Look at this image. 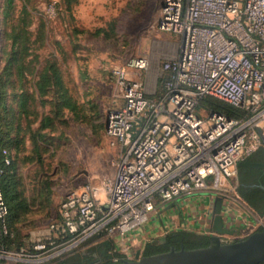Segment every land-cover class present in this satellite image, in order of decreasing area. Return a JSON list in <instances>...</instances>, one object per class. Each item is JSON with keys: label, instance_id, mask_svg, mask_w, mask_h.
Listing matches in <instances>:
<instances>
[{"label": "built area", "instance_id": "obj_1", "mask_svg": "<svg viewBox=\"0 0 264 264\" xmlns=\"http://www.w3.org/2000/svg\"><path fill=\"white\" fill-rule=\"evenodd\" d=\"M156 25L177 37L176 51L160 67L162 92L149 96L135 78L147 68L146 56L114 72L121 102L107 111L106 134L122 153L104 202L88 186L62 195L60 231L70 236L62 251L102 232L101 243L122 247L158 204L188 193L223 196L222 182L237 175L239 162L264 151V0H161ZM206 96L243 114L199 113ZM11 159L0 150V176ZM7 215L0 187V258L15 259L3 244ZM256 222L264 228L263 217Z\"/></svg>", "mask_w": 264, "mask_h": 264}, {"label": "rangeland", "instance_id": "obj_2", "mask_svg": "<svg viewBox=\"0 0 264 264\" xmlns=\"http://www.w3.org/2000/svg\"><path fill=\"white\" fill-rule=\"evenodd\" d=\"M160 2L0 0V56L5 35L13 29L26 47L22 77H17L14 65V75L6 86L7 106L15 111L20 126V145L15 200L7 219V249L16 255L15 259L1 257L0 264H46L91 252L105 238L103 232L91 235L62 251L67 244L58 235L64 220L62 195L88 186L97 201L107 198L123 149L106 134L107 111L121 102L116 69L133 57L146 56L148 66L135 78L146 84L149 96L162 92L160 67L176 51L177 37L156 25ZM51 63L61 84L50 74L52 84L38 93L39 76ZM129 75L134 76L131 71ZM21 93L24 104L19 102ZM204 110L199 107V113ZM34 132L38 133L35 143ZM9 152L11 157L15 155L13 147ZM222 185L226 194L243 199L237 190V175ZM236 240L229 237L223 242ZM109 242L105 253L112 262L121 256L134 258L135 247H116L112 239ZM38 245L44 246L38 249Z\"/></svg>", "mask_w": 264, "mask_h": 264}, {"label": "trees", "instance_id": "obj_3", "mask_svg": "<svg viewBox=\"0 0 264 264\" xmlns=\"http://www.w3.org/2000/svg\"><path fill=\"white\" fill-rule=\"evenodd\" d=\"M9 36V37H8ZM23 37L19 33H16L15 30H11V33H6L5 35V44L2 46L1 56H0V63H3L2 69L0 71V150L6 148L11 151L12 147L15 150V155L11 159V163L6 167L4 173L0 176V187L3 192L5 203L8 207V215L11 213L12 207L11 203L15 200L14 195V185H15V177L17 176V149L19 148V130L20 126L16 123L15 111L13 109L8 108L6 103V86L10 83L11 76L14 75L13 67L14 65L17 67L15 72H17V77L20 79L22 77V52L25 50L23 44ZM9 40V41H8ZM50 71L51 73H48ZM55 78L56 83L61 84L60 77L58 72L54 68V65L51 63L50 65H46L39 76V81H37V90L38 93H42L46 91L47 87L52 84L51 76ZM19 102L20 104L25 103L24 94H19ZM202 107L205 110H213L220 113H224L227 116H234L238 117L243 114V112L230 104L219 100L217 98L206 96L199 100L198 108ZM11 116V117H8ZM38 135L37 132L32 134L33 142H36V136ZM35 149V148H34ZM242 169V168H241ZM240 169V170H241ZM238 171L237 179H238V187L237 190L239 194L247 201L251 206L257 209V211L264 213V205L257 206L255 205L244 193V184L242 170ZM6 219V226H7V234L4 236L3 244L7 249L8 241V224ZM60 239L63 241L69 239V235L61 233L59 230L58 233ZM192 238H191V237ZM195 236H200L199 239H193ZM166 242L164 244H170L172 241H184L187 245L186 248H196V247H204L208 246L209 243L203 241L207 239L205 236L188 232V231H174L170 232L165 235ZM162 244L155 245L153 242L146 243L144 246V253L143 255L155 254L159 252L166 251L167 248L162 247ZM162 247V249L156 250V248ZM154 249L152 251H148V249ZM87 256L81 254H72L67 255L65 257H59L52 262L46 264H83L85 263L84 259ZM91 260V257L89 258ZM117 262V261H116ZM115 262L107 261L101 264H113ZM258 264H264L258 263Z\"/></svg>", "mask_w": 264, "mask_h": 264}, {"label": "crops", "instance_id": "obj_4", "mask_svg": "<svg viewBox=\"0 0 264 264\" xmlns=\"http://www.w3.org/2000/svg\"><path fill=\"white\" fill-rule=\"evenodd\" d=\"M243 199L233 193L219 196L199 192L184 194L167 204H158L142 226L128 233L122 246L135 247V253L143 251L146 243L159 241L174 231L243 237L244 234L260 229L256 219L264 218V213L257 211ZM216 217L221 219V224L217 226L214 224ZM224 229L231 233H218ZM114 246L120 245L117 243Z\"/></svg>", "mask_w": 264, "mask_h": 264}, {"label": "water", "instance_id": "obj_5", "mask_svg": "<svg viewBox=\"0 0 264 264\" xmlns=\"http://www.w3.org/2000/svg\"><path fill=\"white\" fill-rule=\"evenodd\" d=\"M262 152L264 155V151ZM243 164L250 163L241 161L238 165ZM214 224L215 226L221 224L220 217L215 218ZM226 232L231 233L227 229L218 233ZM210 239L211 243L204 247L172 248L149 255H143L142 251L138 250L133 259H122L113 264H258L264 261V228L229 243L223 242L218 236H210ZM161 240H164V237ZM103 244L110 246L109 242ZM106 256L111 258L110 254ZM84 261L85 264L101 262L99 258L93 260L85 258Z\"/></svg>", "mask_w": 264, "mask_h": 264}, {"label": "flooded vegetation", "instance_id": "obj_6", "mask_svg": "<svg viewBox=\"0 0 264 264\" xmlns=\"http://www.w3.org/2000/svg\"><path fill=\"white\" fill-rule=\"evenodd\" d=\"M245 163L250 164H243L241 166H238V171L242 170L243 175V181L244 184V193L247 195V197L257 206H263L264 205V155L262 151H255L251 153L246 159L243 160ZM240 170V171H241ZM205 236L207 239L203 240L211 243L210 235L206 234H200ZM191 237V236H190ZM192 238V237H191ZM200 236H195L193 239H199ZM166 242V239L164 237V240H159L154 242L155 245L162 244L164 248H167V250H170L172 248L180 249V248H186V244L184 241H172L170 244H164ZM109 246L107 244L100 243L98 246H95L94 249L91 250V252L83 253V255L87 256V258L91 257V260L99 258L102 263L111 261L110 258L106 256L105 251L107 250ZM162 247L156 248V250L162 249ZM154 249H148V251H152ZM144 252L142 251V254ZM86 258V259H87ZM124 259L122 256L118 258V261ZM99 262V263H101ZM264 262V261H263ZM86 263V261H85ZM83 263V264H85ZM262 263V262H260Z\"/></svg>", "mask_w": 264, "mask_h": 264}]
</instances>
